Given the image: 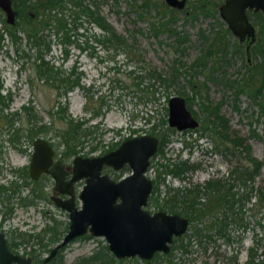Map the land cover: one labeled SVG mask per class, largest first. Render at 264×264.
Masks as SVG:
<instances>
[{
    "label": "rangeland",
    "instance_id": "374dc122",
    "mask_svg": "<svg viewBox=\"0 0 264 264\" xmlns=\"http://www.w3.org/2000/svg\"><path fill=\"white\" fill-rule=\"evenodd\" d=\"M92 1L88 7L97 6L98 13L112 25L117 33H121L127 38V43L132 49L131 58L126 57L122 51L113 50L110 45L99 41L101 30L83 18H81V26L77 28L80 33L73 34L72 42L65 46L66 56L60 50L57 39L50 35L49 50L43 58L61 69L72 68L75 72H80V83L85 88L82 90L74 87L66 93L65 97L58 96L57 90L44 80H40L36 72L33 71L35 50L32 45L24 41V35L20 31L16 32L21 36V40L19 48L15 49L16 45L9 42L6 33L2 34L3 38L0 39V94L9 93L6 107L0 110L2 183L5 184L6 180L10 179L11 169L27 165L33 138L46 139L59 155L62 146L57 144L59 138L55 136L54 131L63 124V120L59 116L50 117L48 113L49 109H54L56 99L60 101L65 99L67 113L78 119L87 118L90 113V110L83 108L87 99L90 98V102L97 101L99 98L103 99V108L105 109L103 115L101 118L97 116L89 120V123L99 121V124L94 132L85 135L83 146L77 153L86 152L89 145L96 143L97 148L89 153V155H93L99 154L110 142H116L115 145H117L127 135L146 132L143 130L148 128L152 122H157L162 117L167 119V109L164 110V107L167 108L168 97L173 94L183 96L190 110L193 111L192 115L198 120V125L194 128L174 130V133L170 135V140L163 145V155L170 160L175 156L185 159L187 163L196 164V168L188 172L187 177L183 179L172 177L169 174L164 175L163 183L158 185L159 196L163 194L165 186H189L215 178H225L226 184H228L231 182V179L228 178L229 169L235 164H244L243 153L237 152L239 148H235V151L228 147L222 150L221 145L217 147L220 149L218 151L215 149L216 141L212 138L211 132L205 131L202 134L200 121L203 113L199 103L204 102L205 97L206 101L220 102L219 111L226 118L227 131H233L244 138L253 157L259 160L264 159V132L258 105L244 91L235 93L236 87L242 82L245 64H252L256 58L251 56L247 62L245 54L230 57L227 55V58L219 63L217 71L210 73L214 77L213 79H205L203 72L206 69L190 66L192 65L191 61L198 55L201 48L198 31L200 29L207 31L215 24L208 17L192 15L191 5L194 4L192 1L196 0H186L185 5L179 10L175 9L172 14L175 15L174 21L165 22L166 27L177 33L173 32L172 34V32L163 30L161 26L156 32L157 35L150 30L149 21L156 24L167 19L166 14L163 15L161 12V5L169 7L164 3V0H147L148 5H142L143 0ZM85 2L87 3V1ZM4 17V12L0 9L1 32L3 22L5 23ZM172 63L177 68L178 75L175 77L174 83L167 89H163L162 86L156 87L158 98L154 102L143 101V98L137 97L138 92L128 89L130 69L134 68L135 71L140 72L143 65L149 64L168 72ZM191 83L194 84V90L196 83L203 84L199 93L193 94ZM165 92L168 94L167 98ZM26 104L32 107V112L38 117L37 123L42 122L47 127L45 131L38 132L31 138L24 134L27 124L21 105ZM14 111H16V115L12 118L10 127L7 128L8 125L2 117V112L11 118V113ZM11 135L15 137L13 142L8 140ZM72 157L69 156L65 159L66 162L70 163ZM162 159L160 153L150 157V164L146 170L147 176L150 178L154 176L155 167ZM103 171L114 179L128 172L120 169L113 170L110 167H104ZM50 181L46 177L41 181L43 191L49 190ZM16 183L18 191L14 193L9 203L12 206V212L7 219L2 221L5 237L9 242H16L19 239L18 232L39 233L40 240L32 236L27 241L14 244V248L17 252L27 255L31 254V250H34L36 258L44 257L47 254L46 248H51L55 241H49V231L43 229L48 225L53 226V229L58 231L59 240L65 232V225L68 221L67 213L42 198H34L35 203L30 205L17 204L16 195L27 197L29 194L28 185L23 184L21 178H18ZM82 183V180L75 183L76 191ZM234 183L235 186L232 189H237L239 193H244L250 185L255 188L263 184L264 162L253 177L245 181V184H237L236 181ZM254 193L255 190H251L249 200L245 201L240 208V215L245 223L244 227L228 225L227 236L213 235L206 244V249L203 250L202 246L197 244L193 236L190 235L191 225L194 223L196 226H200L201 224L192 221L187 225L183 235V241H188L186 249L183 250L178 246L173 247L172 260L176 264L183 262L200 264L203 261L207 264H230L234 259L236 262L244 264L248 257V247L264 243V226H262L264 209L255 203ZM75 203L77 205L80 203L77 197H75ZM145 208L153 211L152 206L149 208L145 206ZM101 243H105L102 236L89 234L88 236H78L62 246L56 255L61 264H81L80 257L89 254ZM130 258L133 257L121 258L119 264H168L162 256L151 258V261L147 263H143L139 257H137V262Z\"/></svg>",
    "mask_w": 264,
    "mask_h": 264
},
{
    "label": "trees",
    "instance_id": "16d2710c",
    "mask_svg": "<svg viewBox=\"0 0 264 264\" xmlns=\"http://www.w3.org/2000/svg\"><path fill=\"white\" fill-rule=\"evenodd\" d=\"M87 1V3L85 2ZM11 0L12 7L15 11V18L12 24L3 22L2 32L0 30V39L3 38V32L6 33L7 38L11 44L16 45L15 49L19 48V41L21 36L17 34L20 31L24 35V41L34 47L35 56L33 71L36 72L40 80L52 85L57 90L58 96L65 97L66 93L78 87L84 90V86L80 83V72H75L72 68L65 70L60 67L48 63V60L43 58L44 54L49 50L51 39L56 38L59 43V48L62 50L63 55H67V46L72 42V35L80 33L77 28L81 26V18L96 25L101 30L99 41L104 44L110 45L113 50L122 51L124 55L131 58L132 49L127 38L117 33L112 25L97 11V6L94 8L88 7L92 0ZM222 0H196L193 5L192 15H200L212 19L215 24L205 31L200 29L198 36L201 40V48L198 55L191 61L190 66L196 68L206 69L203 72L205 79H213L211 72L217 71L219 63L232 55L245 54L243 43L234 36L229 29L225 26V23L219 18L217 13V5ZM95 4V3H94ZM147 0H143L142 5H148ZM162 14L167 16V19L161 23H154L149 21V27L153 34L159 27H163V30L177 33L175 30H171L166 27L165 22L171 20L174 21L175 12L174 8L165 7L161 5ZM167 8V10H166ZM253 24L256 25V33L254 42L249 48L251 55H247L249 58L252 56L255 61L252 64H245L244 72L242 73V82L236 87V92L244 91L252 100L256 101L259 112L262 116V129L264 132V18L260 12L250 13ZM141 16L140 13H138ZM3 21V19H2ZM216 27V28H215ZM184 38V37H183ZM1 46V45H0ZM228 51V52H227ZM228 55V56H227ZM227 56V57H226ZM245 55V59L247 60ZM140 60L139 58H137ZM145 64V61H143ZM142 66V71L137 72L135 69L129 70V86L132 92H138V98H143V101H153L158 98L157 86H162L163 89H167L171 86L175 77L178 75L177 68L174 64H171L170 71L165 72L163 69H158L153 65L147 64ZM219 71V70H218ZM118 80V79H117ZM230 84L229 81H227ZM1 86V85H0ZM191 83L190 87L193 89V94L199 93L203 84L195 85ZM84 94L85 91H84ZM166 98L168 97L165 92ZM9 99V93L0 94V110L6 107L7 100ZM199 103L201 112L203 113L201 118L200 129L203 134L205 131H210L212 138L216 141L215 149L222 145V150L226 147L235 151V148H239L237 152L243 153L244 164L233 165L228 172V178L231 182L226 184L225 178L206 179L202 183H194L189 186H165L163 194L159 196L158 185L163 183L164 175L169 174L172 177L181 178L187 177V173L196 168V164L187 163L185 159L177 158L176 156L170 160L163 155V145L170 140V135L174 133L173 127L167 125V119L165 117L160 118L157 122H152L148 128L144 129L150 134H154L158 137V143L156 150L152 156L156 153L162 155V161L157 163L155 167L154 176L151 178L152 187L147 197L146 207H153V210L162 209L167 212H178L188 218V224L192 221L200 223V226H196L194 223L191 225V233L193 239L202 246V249H206V244L212 239L213 235L227 236L226 229L228 225L245 226L241 217L240 208L245 201L249 200L251 190H255L254 196H256V202L260 207L264 209V183L253 188L252 185L248 186V190L244 193H239L237 189H232L236 181L237 184H245L246 180H250L256 173L258 168L264 162V159L259 160L253 157L249 151V145L244 141V138L237 135L235 132L227 131L226 118L219 111L220 102L206 101V97ZM93 102V103H92ZM90 98L86 100L83 108L90 110L87 118H73L67 113V101L64 99L60 101L56 99L54 109H49L48 113L50 117L59 116L63 120V124L58 127L54 132L55 136L59 139L57 144H61L62 148L59 151V157L61 159H67L69 156H74L79 152V148L83 143L86 134L94 132L99 124V121L89 123V120L93 117L101 116L104 113L103 99L99 98L92 100ZM186 106L188 103L185 101ZM92 104V105H91ZM91 105V106H89ZM22 111L25 113L26 131L24 134L29 138L35 136L38 132L45 131L46 125L39 121L38 117L32 112V107L29 105H21ZM167 108L164 107V110ZM191 111V110H190ZM193 114V111H191ZM12 117L9 118L6 113L2 112V117L5 119V123L8 125L12 122V118L16 115V111L11 113ZM148 120V119H147ZM159 125V128L157 126ZM134 131L135 129H131ZM15 134V133H13ZM131 136L130 134L126 137ZM8 137V136H7ZM125 137V138H126ZM12 135L8 137V140L13 142ZM12 139V140H11ZM116 142H110L109 145L104 148L100 153L105 152L115 147ZM97 144H91L88 146L86 152L81 153L89 155V153L97 148ZM150 164V161H149ZM160 167V168H159ZM121 171H127V166H122ZM14 172V170L12 169ZM17 175L22 176L23 179L27 177L26 168L17 170ZM117 176V175H116ZM14 182L10 181L8 187L2 185V202L7 204L11 196H14L16 192L14 188ZM246 188V189H247ZM10 190L9 192H5ZM18 194V193H17ZM27 197L18 195V203L21 205H27L29 203H35L34 197H39L40 194L36 193L32 188L29 190ZM11 206L7 205V209L3 213L9 215ZM264 226V223L262 224ZM45 230L49 231L48 240L51 242L58 240V231L50 227H45ZM212 231V232H210ZM18 241L7 242V245L13 251H16L14 244L22 241H27L30 237L35 236L38 240L41 239L39 233H20ZM184 233L180 236L173 238L170 243L168 252L161 253L155 252L152 258L162 256L168 264H176L172 260V249L175 246L186 249L188 241L184 242ZM81 236H88L83 234ZM186 236V233H185ZM228 238V237H227ZM264 239V235H263ZM44 244V243H43ZM62 246L59 248L61 249ZM259 251L257 252V249ZM50 248H46L47 253ZM30 251L34 264H61L59 257L56 253L43 262L41 258H36V254ZM138 261L137 257L130 258ZM121 258L115 257L107 248L106 243L99 244L89 254L80 257L79 262L81 264H119ZM143 263L151 261L150 259H140ZM203 264H207L205 261ZM200 263V264H202ZM178 264H197L183 262ZM227 264V263H225ZM230 264H241L234 259ZM244 264H264V243L263 245H251L248 247V257Z\"/></svg>",
    "mask_w": 264,
    "mask_h": 264
},
{
    "label": "water",
    "instance_id": "95a60500",
    "mask_svg": "<svg viewBox=\"0 0 264 264\" xmlns=\"http://www.w3.org/2000/svg\"><path fill=\"white\" fill-rule=\"evenodd\" d=\"M184 0H164L167 5L181 7ZM4 21L12 24L15 11L11 0H0ZM247 10L260 11L264 16V0H222L218 13L230 32L239 40L252 39L254 27ZM167 125L177 130L194 128L198 120L186 106L183 96L167 99ZM158 137L148 132L122 139L115 147L93 155L76 154L71 158L68 178L60 160H53V149L42 137L32 140L28 173L32 178L41 171L53 180V189L68 194L66 199L52 197L57 207L65 210L68 224L62 237L49 249L42 261L50 259L58 248L75 237L88 233L102 236L108 250L117 258L151 259L155 252L166 253L173 238L185 232L188 218L178 212L145 208L152 187L146 175L149 160L156 150ZM128 172L117 179L103 171L104 167ZM83 180L75 194L73 183ZM75 197L79 205L75 204ZM0 264H34L31 256L8 248L0 232Z\"/></svg>",
    "mask_w": 264,
    "mask_h": 264
},
{
    "label": "flooded vegetation",
    "instance_id": "af4514ba",
    "mask_svg": "<svg viewBox=\"0 0 264 264\" xmlns=\"http://www.w3.org/2000/svg\"><path fill=\"white\" fill-rule=\"evenodd\" d=\"M185 1L186 0H184L183 1V4H182V6L181 7H176V6H170V5H168L169 7H171V8H174V9H180V8H182L185 4ZM222 2V1H221ZM220 2V3H221ZM165 3V2H164ZM219 3V4H220ZM166 4V3H165ZM218 4V5H219ZM167 5V4H166ZM218 5H217V13H218ZM251 12H260V11H252V10H247V14H248V18H249V20H250V22L252 23V25H253V27H254V35H253V37H252V39H250V40H248V42L246 41V38L245 37H243L241 40H240V42H242L243 43V46H244V51H245V55L247 56L248 54L249 55H251V52H249V48H250V46H251V44L254 42V39H255V33H256V30H255V27H256V25H254L253 24V21H252V19H251ZM261 13V12H260ZM262 14V13H261ZM218 15H219V13H218ZM262 16H263V14H262ZM219 18H220V16H219ZM253 18V17H252ZM263 18H264V16H263ZM221 19V18H220ZM222 20V19H221ZM223 21V20H222ZM224 22V21H223ZM225 26H226V24H225ZM227 27V26H226ZM228 28V27H227ZM230 31V30H229ZM235 36V35H234ZM250 58L247 56V60H249ZM0 107H1V103H0ZM34 139V138H33ZM32 139V140H33ZM48 143L51 145V147H52V149H53V154H52V159L53 160H60L62 163H63V168H64V170H66L67 171V174L64 176V179H66V178H68V176L71 174V171H70V163H67L66 162V160L65 159H61L60 157H59V155L57 154V152H56V150L54 149V147H53V145L48 141ZM32 149V148H31ZM30 154H31V150L29 151V156H28V163H27V165H24V166H21V167H18V168H14L13 170H14V172L12 171V169L10 170V172H9V174H10V179H7L6 180V183L4 184V183H2V160L0 161V177H1V179H0V232H3L4 233V231H3V229H2V221H4L5 219H7V217L8 216H10V214H11V212H12V206L9 204L10 203V200H11V198H12V196L10 197V199H9V202L7 203V204H5V202H2V185H4V186H6V187H8L9 186V184H10V181H13V180H15V182H14V188H15V190H16V192L18 191L17 190V183H16V180L18 179V178H21V180L23 181V184H27L28 185V193H29V190L32 188L34 191H36V193H39L40 194V196L39 197H34V198H42V199H44V200H46V201H48V202H50V203H52L53 205H55L56 206V204L54 203V200L52 199V197H58L59 199H66V197H68V194H65V193H60V192H58V191H56V190H54L53 189V180H52V178L50 177V175L47 173V172H45V171H41L38 175H37V177H35V178H32V177H30L29 176V173H28V164H29V161H30ZM0 156H2V148H1V145H0ZM23 168H26V171H27V177H25L24 179H23V177L22 176H18L17 175V170H20V169H23ZM128 171V170H127ZM29 177V178H28ZM49 178L51 181V184H50V187H49V190L46 192V191H43L42 190V180L44 179V178ZM80 180H82V179H80ZM80 180H77V181H80ZM76 181V182H77ZM83 181V180H82ZM76 182H74L73 183V187H74V189H75V183ZM81 187V186H80ZM80 189V188H79ZM78 189V190H79ZM77 190V191H78ZM10 190H6L5 192H9ZM76 189H75V194H76ZM15 198H17L16 200L18 201V196L16 195V197ZM75 200V199H74ZM16 201V203L17 204H19L18 202ZM34 203V202H33ZM33 203H29V204H27V205H30V204H33ZM76 204V203H75ZM3 205V206H2ZM7 205H9V206H11V211L9 212V215H5L4 217H3V213L5 212V210L7 209ZM19 205H21V204H19ZM77 205V204H76ZM79 205V204H78ZM57 207V206H56ZM59 208V207H58ZM61 209V208H60ZM38 210V209H37ZM67 213V212H66ZM67 218H68V216H67ZM189 222V221H188ZM67 224H68V221H67ZM50 227H53V226H50ZM54 228V227H53ZM66 228H67V225H65V230H66ZM88 234V233H87ZM183 234V233H182ZM181 234V235H182ZM180 236V235H179ZM4 237H5V233H4ZM5 240H6V243L7 242H9L7 239H6V237H5ZM58 241V240H57ZM57 241H55V243L57 242ZM8 246V245H7ZM9 248V247H8ZM169 248H170V245H169ZM10 249V248H9ZM10 250H12V249H10ZM59 250V248L57 249V251ZM13 251V250H12ZM57 251L55 252V253H57ZM17 252V251H16ZM162 253V252H161ZM32 259V258H31ZM32 262H33V260H32Z\"/></svg>",
    "mask_w": 264,
    "mask_h": 264
}]
</instances>
